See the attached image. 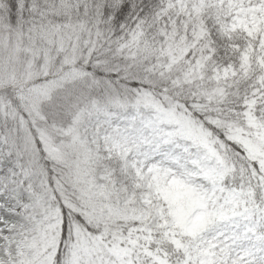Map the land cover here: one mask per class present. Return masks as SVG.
<instances>
[{"label": "snow or ice", "instance_id": "snow-or-ice-1", "mask_svg": "<svg viewBox=\"0 0 264 264\" xmlns=\"http://www.w3.org/2000/svg\"><path fill=\"white\" fill-rule=\"evenodd\" d=\"M0 264H264V0H0Z\"/></svg>", "mask_w": 264, "mask_h": 264}]
</instances>
